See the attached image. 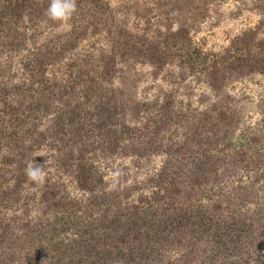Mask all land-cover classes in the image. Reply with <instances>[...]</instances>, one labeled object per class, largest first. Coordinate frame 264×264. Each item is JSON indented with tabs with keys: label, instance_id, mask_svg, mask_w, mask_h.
<instances>
[{
	"label": "trees",
	"instance_id": "16d2710c",
	"mask_svg": "<svg viewBox=\"0 0 264 264\" xmlns=\"http://www.w3.org/2000/svg\"><path fill=\"white\" fill-rule=\"evenodd\" d=\"M151 1L145 11L133 7L144 20L139 33L115 18L105 0H77L78 11L59 31L60 22L44 14L49 0H0V264H220L242 247L243 264H264V222L244 225L234 216L248 192L240 175L225 181L239 172L250 186L264 187V135L231 143L235 98L225 92L232 80L264 76L261 22L230 37L219 53L201 54L200 67L197 50H179L190 42L188 27L167 23L149 34L152 9L178 20L199 11L195 0ZM258 1L254 8L262 13ZM42 25L48 33L37 42ZM98 32L106 47L77 51ZM20 52L14 81L8 58ZM175 59L185 65L179 80L185 70L196 72L215 97L203 111L175 108L169 93L147 101L128 90L134 64L147 63L156 75ZM63 60L60 76H48ZM42 146L52 151L48 159L37 154ZM157 155L160 167L143 180L152 189L135 201L129 196L137 183L120 187L115 179L108 188L96 161L109 167L113 158L132 157L137 165ZM33 158L84 196H71L58 177L28 181L24 169ZM214 185L223 192L201 205L200 192ZM223 222L240 232L231 239L237 249L208 234Z\"/></svg>",
	"mask_w": 264,
	"mask_h": 264
},
{
	"label": "rangeland",
	"instance_id": "374dc122",
	"mask_svg": "<svg viewBox=\"0 0 264 264\" xmlns=\"http://www.w3.org/2000/svg\"><path fill=\"white\" fill-rule=\"evenodd\" d=\"M107 1L110 11L114 14L115 18L124 21L126 26L132 31L142 32L144 28V20L142 18H136L133 16V7L140 10H146L148 7H153L151 0H105ZM204 1V2H203ZM264 4V0H260ZM259 2L258 0H195V3L199 11L194 13L190 17V12H183L184 14L180 19L164 18L159 10L152 9L150 12V27L149 34L154 31V28L163 29V27L170 23L171 28H175L178 23L185 27H188V35L190 42L188 45L180 48L179 50H187L191 54L194 50L198 51L196 60L197 66L201 67L200 56L206 55L208 57L215 53H219L223 47L228 43V40L233 35L240 33L242 30L255 26L259 21L261 22V30L259 36L264 39V12L260 13V9L254 8V4ZM146 3L148 5H144ZM147 7V8H146ZM139 11V12H140ZM202 13V14H201ZM67 28L66 23H60L57 30H64ZM40 35L36 36V41L42 40L44 35L48 33V28L44 25L40 28ZM31 46L30 43L27 44ZM94 47H106L103 33L98 32L94 35L87 34L78 44L77 51L84 52ZM20 53H12L8 58L9 74L12 75L11 79L17 81L18 79V59L22 55ZM7 60L5 57L2 58ZM180 59H175L168 65H166L156 75H153L151 67L147 63H136L129 70L132 73L131 79H127L126 84L128 90L135 94V97L140 100L152 101L155 98L162 97L163 94L169 93L171 95L172 103L175 108H180L181 111L189 113L190 111H203L211 101L215 100L210 89L207 87L205 82L196 79V72L194 74L188 73L187 70L184 72V78L179 80L178 75L181 73V67H185L184 64H179ZM65 60L59 64L51 66L47 70L48 76L58 78L60 72L63 69ZM183 70V71H184ZM171 73V76H168ZM202 77V76H201ZM117 78H113V84L117 85ZM225 92L232 95L235 100L231 103V107L235 112L236 122L234 128L227 133L231 143L239 142L243 134H262L264 135V76L259 74H253L250 76L243 77L241 79L232 80L225 86ZM199 99H202L199 102ZM179 129V128H178ZM176 131L172 137H177ZM264 140V139H263ZM261 150L264 151V144L261 146ZM248 152H251L249 149ZM52 153L46 147L42 146L37 154L42 155L44 159H48L49 154ZM132 157H117L113 158L110 162L109 167H103L104 160L96 158L97 164L102 167L100 169L103 179L108 182V188H112L115 179L118 181L119 186L128 185V183L136 182L138 188L134 190L129 200L135 201L138 193L148 195L151 191V187L144 183L145 177L155 173L156 169L160 167L163 156L157 155L152 156L145 162L139 160L137 165L131 163ZM119 172V176L115 173ZM46 175L52 176V178L58 177L59 180L64 184L67 192L76 198L83 197L84 195L78 191L74 184L70 182L65 175H56L52 167L47 166L45 168ZM240 175L241 184L245 185V189L248 192L246 201L239 207L234 213L235 217H242L244 225L247 223L264 222V187L263 185L250 186L248 179L244 174L236 172L235 175H228L226 177V184H229ZM116 184V183H115ZM217 186L214 185L209 191L205 188L200 192L199 203L205 204L208 199H213L221 194L217 193ZM194 211V210H192ZM225 221V220H224ZM226 222L229 223V220ZM225 222L222 223L221 227L216 230L207 231L208 234L217 232L219 238L225 239L228 247L227 249H237L235 246L238 244L233 239V235L239 234L240 232H232L230 228H227ZM216 233H213V235ZM242 234V233H241ZM228 237V238H227ZM246 238V239H245ZM229 239V240H228ZM244 243L247 242L248 238L244 235ZM237 254L226 255L225 258L220 260V264H243L245 259V248ZM264 249V244L262 245ZM252 252L248 253L251 254ZM257 252L254 251L253 254ZM151 257V256H150Z\"/></svg>",
	"mask_w": 264,
	"mask_h": 264
},
{
	"label": "clouds",
	"instance_id": "9594fccd",
	"mask_svg": "<svg viewBox=\"0 0 264 264\" xmlns=\"http://www.w3.org/2000/svg\"><path fill=\"white\" fill-rule=\"evenodd\" d=\"M77 11V0H49L44 14L53 22L66 23L73 18ZM24 174L28 181L42 184L46 180L45 164L35 163L34 158L28 160L26 161ZM115 175L119 176V172Z\"/></svg>",
	"mask_w": 264,
	"mask_h": 264
}]
</instances>
